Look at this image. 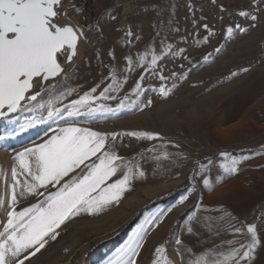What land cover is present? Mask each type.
Returning <instances> with one entry per match:
<instances>
[{"label": "rangeland", "instance_id": "obj_1", "mask_svg": "<svg viewBox=\"0 0 264 264\" xmlns=\"http://www.w3.org/2000/svg\"><path fill=\"white\" fill-rule=\"evenodd\" d=\"M62 3L72 7L55 22L70 21L80 30L84 49L70 71L29 93L38 94L36 102L0 119V231L11 205V169L20 173L17 212L57 191L28 195L25 181L34 182L14 157L45 143L60 128L80 127L108 137V147L123 158L122 171L109 183L128 174L129 190L99 213L82 212L68 220L57 239L48 240L25 264H123L141 243L137 264H151L158 246L173 264H191L208 251H229L231 241L250 243L246 229L253 225L260 243L249 264H264V155H257L264 151V0ZM128 3L132 9L124 14ZM149 50L163 56L155 70L149 67ZM146 52L142 68L139 57ZM113 76L117 84L105 93ZM92 89L82 111L101 106L115 111L67 117L75 110L70 106ZM102 94L107 98L101 99ZM56 108L64 109L65 119L48 120V111ZM27 125L32 126L25 130ZM225 156L252 158L231 174L220 167L230 164ZM82 174L78 169L66 179ZM172 192L166 202L146 208ZM237 228L239 235L234 234Z\"/></svg>", "mask_w": 264, "mask_h": 264}, {"label": "snow or ice", "instance_id": "obj_2", "mask_svg": "<svg viewBox=\"0 0 264 264\" xmlns=\"http://www.w3.org/2000/svg\"><path fill=\"white\" fill-rule=\"evenodd\" d=\"M61 3L62 0H0V119L21 111L25 103L38 100V94L28 95L37 81L44 85L66 74L59 62V58L66 52V63L71 64L76 57L81 33L73 27H61L55 23ZM239 14L249 15L246 12ZM249 18L254 22L257 20L255 15ZM232 32V28L227 29L229 36ZM149 51L152 59L149 67L155 70L163 56H157L155 52ZM148 55L146 52L139 57L140 67L145 66ZM128 64H132L131 58ZM110 79L113 83L104 89L105 93L113 90V85L117 84L115 76ZM143 79L142 76L141 80ZM95 91L96 89H92L90 93L76 100L70 106L75 110H69L67 117L94 116L100 112L115 111L103 106L89 108L87 112L82 111L88 106ZM68 95H71L70 91L55 97L49 102V107H53ZM100 98L107 97L102 94ZM63 111L61 108L48 111L47 119L56 117L65 119ZM31 126L27 125L25 130ZM111 139L116 140L117 135H113ZM107 140L108 137L95 131L80 127H64L45 143L14 157V162H18L22 172L34 182L25 181L24 190L28 195L44 196V192L38 193L39 189H48L51 192V189L56 188L57 191L45 196L40 204L17 212L16 187L21 183L18 179L20 173L16 168L11 169L14 184L11 190V205L8 206L10 210L7 212L3 230L0 231V264H25V261L31 260L46 247L48 240L57 239V230L68 220L82 212L89 215L99 213L108 205L118 202L122 193L129 190L128 174H124L123 179L109 183L122 171L123 158L108 147ZM257 155H264V151H259ZM251 158L243 156L235 159L225 156L226 160H230V164H221L220 167L226 173L235 174L237 166ZM163 159L167 160L168 157L164 156ZM89 161L92 163L89 164ZM78 169L84 174L69 182L66 178H70ZM200 170L204 171V167L201 166ZM131 171L130 168L129 173ZM139 175L143 176L144 173L140 172ZM203 183L209 186L208 180H204ZM181 203H184V200H181ZM3 206L0 203V207ZM187 230L192 233L193 228L189 227ZM246 233L250 235V243L231 241L228 245L229 251H208L203 255H197L191 264H249L254 259L253 253L260 241L254 225L248 226ZM234 234H241L240 229L237 228ZM142 247L141 243L131 249L123 264H137ZM151 264L173 262L165 254V248L158 246L153 251Z\"/></svg>", "mask_w": 264, "mask_h": 264}, {"label": "bare ground", "instance_id": "obj_3", "mask_svg": "<svg viewBox=\"0 0 264 264\" xmlns=\"http://www.w3.org/2000/svg\"><path fill=\"white\" fill-rule=\"evenodd\" d=\"M72 6L70 4H64V3H61L60 7L58 8V13H63V14H67L69 9L71 8ZM132 9V5L130 3H128L126 6H125V9H124V14H126L129 10ZM56 21V20H55ZM58 26H61V27H64V26H70V27H73L74 29H76L74 27V25L70 22V21H67L65 24H59L57 22H55ZM81 37V35H80ZM80 37H79V41H78V48H77V56H80L81 53L83 52V49H84V46L82 44V42L80 41ZM90 42L87 41V44H89ZM76 57L73 58V62L71 64L69 63H66V59H67V52L65 53V55L63 56V60L60 61L59 59V62L61 63L62 67L65 69V73H67L68 71H70V69L72 68V66L74 65V61L76 59ZM60 77H57L56 79H59ZM55 80V79H54ZM50 81H53V80H50ZM49 81V82H50ZM57 81V80H56ZM46 84L44 85H41L39 83V81L36 82V86L33 88L32 91H34L36 88H41V90H43L46 86ZM44 87V88H43ZM40 90V91H41ZM29 95V94H28Z\"/></svg>", "mask_w": 264, "mask_h": 264}, {"label": "trees", "instance_id": "obj_4", "mask_svg": "<svg viewBox=\"0 0 264 264\" xmlns=\"http://www.w3.org/2000/svg\"><path fill=\"white\" fill-rule=\"evenodd\" d=\"M182 188H183V187H181L180 189H182ZM180 189H179V191H181ZM175 193H176V192H172V193H170V194H169L168 196H166V197L156 199L153 203H151L150 205H148L146 208H151V207H154V206H156V205H158V204H160V203L166 202L167 199L170 198V197H172V196H174Z\"/></svg>", "mask_w": 264, "mask_h": 264}]
</instances>
